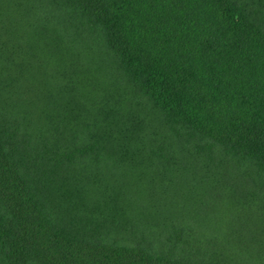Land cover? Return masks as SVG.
<instances>
[{
	"label": "trees",
	"instance_id": "1",
	"mask_svg": "<svg viewBox=\"0 0 264 264\" xmlns=\"http://www.w3.org/2000/svg\"><path fill=\"white\" fill-rule=\"evenodd\" d=\"M0 264H264V0H0Z\"/></svg>",
	"mask_w": 264,
	"mask_h": 264
}]
</instances>
